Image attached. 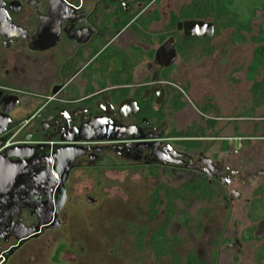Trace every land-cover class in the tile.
Returning <instances> with one entry per match:
<instances>
[{"label":"flooded vegetation","instance_id":"1","mask_svg":"<svg viewBox=\"0 0 264 264\" xmlns=\"http://www.w3.org/2000/svg\"><path fill=\"white\" fill-rule=\"evenodd\" d=\"M48 1L0 0V144L19 147L8 164L13 172L21 167L11 191L0 192L7 219L0 226V264L14 256L33 263L45 237L46 246L57 245L55 253L35 264H61L68 202L84 199L72 193L73 184L121 171L177 179L174 187L156 191L178 189L181 179L182 185H200L207 202L220 200L247 222L232 242L225 237L221 244L239 248L258 241L255 254L264 244V0H174L165 5L157 41L148 44L143 36L125 46L119 45L126 29L160 15L166 0ZM65 3L77 10L78 24L64 20ZM116 10L123 22L129 19L127 26L105 31L102 18ZM191 21L212 23L213 35L186 36ZM154 43L158 67H170L167 76L99 86L101 52H146ZM41 220L49 223L38 230ZM20 225L37 232L17 242Z\"/></svg>","mask_w":264,"mask_h":264},{"label":"rangeland","instance_id":"2","mask_svg":"<svg viewBox=\"0 0 264 264\" xmlns=\"http://www.w3.org/2000/svg\"><path fill=\"white\" fill-rule=\"evenodd\" d=\"M241 50L245 59L249 58L250 45ZM187 67L184 68L186 74ZM235 90L229 88L228 92ZM242 90L246 98V83ZM199 125L202 127L203 122L200 121ZM176 183L177 179L162 173L121 171L108 174L105 179L85 178L83 182L73 184L72 193H80L84 199L77 202L71 199L68 202L60 230L61 239L66 244L61 264H164L156 259L147 243L143 253H137L128 226L131 223H149L148 209L157 187H174ZM182 184L184 181L181 179L176 186ZM87 196L94 197L95 204L88 203L85 199ZM165 204L166 199L162 195L157 222L163 219ZM241 217L240 214L231 215L225 203L220 200L207 202L202 197H191L186 203H178L177 214L169 224L168 234L180 239L181 255L195 250L200 264H256L253 250L258 241L254 244L244 243L239 248L221 244L225 237L232 242L233 234L240 233L247 225ZM43 240L35 248V259L31 264L43 262L54 255L57 245L54 243L46 246V237ZM260 242H264L263 239ZM15 258L12 257L8 264H21Z\"/></svg>","mask_w":264,"mask_h":264},{"label":"crops","instance_id":"3","mask_svg":"<svg viewBox=\"0 0 264 264\" xmlns=\"http://www.w3.org/2000/svg\"><path fill=\"white\" fill-rule=\"evenodd\" d=\"M173 3L174 0H166V3L163 4L162 8L163 13L161 12V14L159 15L155 12L153 15L151 14L146 19H144L142 25L137 24V26L127 28L123 40L124 44H121L119 46H125L126 43L129 42L138 43L142 40L143 36L145 37L146 43L148 44L152 43L154 39L155 41H157V36H159L161 31L160 22L165 12L164 9H167L165 5L169 7ZM133 5H131V7ZM128 20L129 19L127 18L126 21L123 22L121 20V17L119 16V10H116V13L113 16L105 15L104 18H102V28L105 31H109V28H111V26H113L114 30L121 29L122 27L127 26ZM112 40L114 41L115 38L113 37ZM157 48L158 44L154 43V45H150L149 50L146 52L142 51L138 47L135 48L136 51H126L117 49L112 52H101V55H99L97 60L99 70H101V74L99 72V78H97L99 86L103 87L106 82L109 81L113 82L114 84H117L120 80L127 82L128 84H134L135 82L141 81H144L145 83H150L153 81H157L158 79H162L164 76H167L169 74L168 69L170 67H161V69L160 67H158V65L160 64H158V62L155 60ZM99 70H97L96 73ZM9 191L11 190H0V192L2 193ZM4 198V195L0 194V201L4 200ZM2 215L0 213V221ZM1 225L2 224H0V226Z\"/></svg>","mask_w":264,"mask_h":264},{"label":"trees","instance_id":"4","mask_svg":"<svg viewBox=\"0 0 264 264\" xmlns=\"http://www.w3.org/2000/svg\"><path fill=\"white\" fill-rule=\"evenodd\" d=\"M162 191L166 199L163 219L156 222L158 211L155 206L159 202V192ZM191 197L205 198L203 187L182 185L178 189L160 187L149 205V223L129 224V232L133 238L135 250L141 255L146 243L154 253L156 259L164 264H200L195 250L188 251L185 255L179 253L181 241L178 237H170L168 227L177 214L178 203H186ZM202 227V224H199ZM149 237V238H148ZM250 239H253L250 236ZM247 239L246 241L250 240ZM264 261V244L255 252L254 262L261 264Z\"/></svg>","mask_w":264,"mask_h":264},{"label":"water","instance_id":"5","mask_svg":"<svg viewBox=\"0 0 264 264\" xmlns=\"http://www.w3.org/2000/svg\"><path fill=\"white\" fill-rule=\"evenodd\" d=\"M45 1L49 4L48 0H45ZM64 5L67 9L66 15L63 17L64 20L67 21L69 24H74V25L78 24L79 19L77 18V15H78L77 10L67 5L66 3ZM213 32H214V26L212 23H205L203 21H191V22L185 23V35L186 36L195 37V38L210 37L213 35ZM14 99L15 101L17 100V98L15 97ZM16 104L17 103H15L13 107H15ZM9 121H10V118L7 117L6 124H8ZM3 132H5V130L0 131V135ZM17 148L19 147L7 148L6 144H3V143L0 144V190H4V191H8L9 189L11 190V187H9V184H11L12 180L17 178V174L19 170L21 169L20 166H16L17 172L15 171L13 172L12 171L13 167L8 164V162L13 163L12 158L18 157L17 155H13L10 153L11 151ZM1 158H5V160H2ZM9 166L12 167V169ZM24 178L25 177H22V181ZM31 182H33V180H31ZM31 182L28 183L27 181L26 185L30 184ZM12 218L13 216H10V221H8L10 226H14L16 224L13 222ZM1 219L2 220L0 221L1 222L0 224H4L3 222L7 220L6 218L3 219V216L1 217ZM48 223H49L48 220H41L38 223V230L41 226H45ZM20 226L24 230L21 235L16 236L17 242L23 243L24 242L23 240L27 239L29 236H32L37 232V229L30 230L28 228L23 227L22 225Z\"/></svg>","mask_w":264,"mask_h":264},{"label":"built area","instance_id":"6","mask_svg":"<svg viewBox=\"0 0 264 264\" xmlns=\"http://www.w3.org/2000/svg\"><path fill=\"white\" fill-rule=\"evenodd\" d=\"M9 145H10V143H7V144H6V147L9 146Z\"/></svg>","mask_w":264,"mask_h":264}]
</instances>
